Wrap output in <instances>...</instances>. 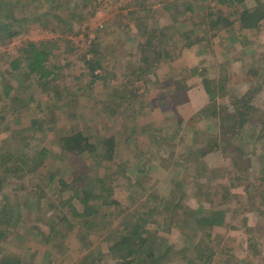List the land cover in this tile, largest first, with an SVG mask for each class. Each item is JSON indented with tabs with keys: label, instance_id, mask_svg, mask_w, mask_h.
Returning <instances> with one entry per match:
<instances>
[{
	"label": "rangeland",
	"instance_id": "1",
	"mask_svg": "<svg viewBox=\"0 0 264 264\" xmlns=\"http://www.w3.org/2000/svg\"><path fill=\"white\" fill-rule=\"evenodd\" d=\"M68 1L52 9L48 0H0V19L25 20L15 35L0 34V219L9 221L0 226V260L125 264L108 252L106 238L141 216L156 231L142 236L162 253L173 250L160 264H203L194 247L208 233L214 255L205 264H264V0H235L231 9L217 0ZM256 9V18L240 17ZM221 15L232 25L206 29ZM154 29L172 42L152 41L161 57L144 74L138 46ZM33 43L51 54L50 85L37 86L23 63L10 67ZM93 46L97 53L84 57ZM242 97L245 122L232 123L230 139L221 128L231 123L221 121ZM78 132L95 143L112 138L115 157L62 154L61 140ZM83 169L94 188L89 215L79 197L49 182L53 173L66 179ZM103 191L111 206L95 199ZM207 213L216 219L203 223Z\"/></svg>",
	"mask_w": 264,
	"mask_h": 264
},
{
	"label": "trees",
	"instance_id": "2",
	"mask_svg": "<svg viewBox=\"0 0 264 264\" xmlns=\"http://www.w3.org/2000/svg\"><path fill=\"white\" fill-rule=\"evenodd\" d=\"M48 1L52 2L51 8L53 9L54 4L58 3L60 0H48ZM65 1L67 4L70 2L68 0H65ZM207 2L208 0H199V4L200 3L205 4ZM217 2L219 3V5H223V7H227V9H231L233 6L232 4L235 3V0L230 1V4H227L225 0H217ZM88 3H92V0H83L81 6L84 7ZM185 5H186L184 6L185 15L191 16L195 11V8H194L196 7L195 4L193 3V1H189V3H186ZM79 6L80 4L76 5V8H73V10L76 11L79 8ZM165 9L167 11L169 10L167 7ZM256 12H257V9L252 10V11L243 10L241 12L240 17L242 18V20L251 19L249 17L256 18L258 14ZM69 16L70 18H73L75 17V14L72 13ZM227 16H232V15L230 14ZM187 19L188 17L185 18V20ZM229 19L230 17H225L223 15L218 16L214 19H210V21L208 22V26H206V29L208 30L214 29L220 24L231 26L233 21L231 23ZM24 21H25L24 19L20 20L12 16L11 18L9 17L1 18L0 19V34L8 35V36L15 35V33L12 32L13 31L12 28L15 25L21 22H24ZM60 24L64 27L68 23L65 21ZM244 25L245 24H242L244 28H248V26H244ZM191 31L192 30H188V33L185 32L184 34L189 35ZM155 35H156V38H155ZM157 38H159L160 41H162L161 42L162 44L172 42V38H169L167 36V33H165L164 29H157V33L154 29L151 35L152 40L150 39V41L148 42L139 44L138 46L139 53H140L139 63L144 64V66L146 67L144 74H146L150 66L153 63H155L154 60L152 59L154 57L157 59L161 57L162 51H160L158 47L152 43V41ZM87 39L88 38H85V40ZM28 47L30 48L31 52H28V50H25L26 51L24 53L26 56L25 60L23 61L17 60L18 62L14 61L10 67L12 68L13 71H15L18 69L19 65L23 63L28 73L32 74L36 78L37 86L38 85H44V86L50 85L55 80V78H53L55 76L53 75L52 71L48 70L47 68V62L49 61V56L51 55L50 52L48 51L45 52L44 50H41L39 44L38 45L34 43L28 44L27 48ZM95 47L96 46H93L92 48H90V51L88 50V52H85L84 57L87 54L91 56V54L97 53V48ZM97 69H100V70L102 69L99 63H97V66L92 67L90 70L93 80L97 78V76L93 74L95 73V71H97ZM9 74L11 76V72H9ZM93 80L91 81V83H93ZM3 90L5 92V96L9 95L8 87L3 88ZM122 94H123L122 92L119 93L117 102L115 103L117 109L121 108L122 106L121 103H123L124 101L122 98L123 97ZM132 97L135 100L137 96L136 94H132ZM131 104L132 102L130 103V105ZM245 104H246V101L244 97L237 98L235 104L233 105L234 116L231 117L227 121H221L222 123L226 122L227 125L231 123V125L221 128V130L225 132L223 133V136H228L231 139V136L229 133H231L234 129V126L232 123L233 122L237 123V121L238 122L240 121V123L243 124L245 122V118L243 119V116H244L243 111L246 108L248 109V106H245ZM220 135L222 134L220 133ZM60 148H61L62 154L68 153L69 155H73V156H79V155L86 154L88 155L89 157L88 160L90 161L92 159H99L100 161L111 162V160L115 157V142L112 138L103 139L102 141L95 143L92 138H86L80 132L71 134L63 138L60 143ZM39 156L41 157L40 170L43 171L44 170L43 167L47 165V163L45 164L46 153L44 151H39ZM83 170H84V173L75 172V174L70 175L66 179L64 178L56 179V176L53 173L49 178V182L53 183L55 190H60L58 191L59 194H66V193L71 194V197H70L71 199L73 197H76V198L79 197L82 205L84 206V212L88 214L87 211L92 210V206H93L92 204H90L89 196L94 193V188H92L91 186H86V182L90 178L86 176V174H88V171L86 169H83ZM81 195L82 197H80ZM107 196H109V194L103 191L100 194H98L95 199H98L100 201L102 200L103 204L101 205H103L104 207H107L106 205L111 206L108 204L109 202H106V201H109L110 199ZM29 205L30 207L34 206V204L32 203H29ZM157 213L158 212L156 211V208L153 211L147 212L148 215L150 214L149 216H152L154 214L158 215ZM141 218H142L141 216H134V217L132 216V219L130 221L125 222L122 225L123 227L121 229L119 230L117 229L116 231L117 237L113 241H110L108 240V238H106L107 243H109L108 252L111 254H119V259L125 261L124 262L125 264H160L161 262H163V259L166 257L167 251L173 252V250L170 248H167L166 249L167 251L162 253L159 248L155 247V241L154 239H152V237L151 238H149L148 236L143 237L142 236L143 234H150V233L152 234L156 231H152V229L149 227L150 222L147 221V219L142 221ZM212 219H216L214 214L207 213L202 216L201 221L203 223L204 222L208 223ZM5 221L6 220L4 219L3 220L0 219V226L2 224L3 225L5 224V226H8L9 221L8 220L6 222ZM4 232L2 231V229L0 230V243H1V239L3 238ZM12 234H15V232H13ZM206 236L207 237L204 239V241L201 240L200 242L196 243V246L194 247V250L197 253L196 259L198 258L199 260L203 259L201 260L203 264H205L209 260L211 261L214 255L213 254L214 252L212 250L210 251V249L208 248V245H206L207 242L205 241L206 239L210 238L211 233H208ZM201 245H203V247L208 252H210V255L208 256V258H205V259L200 258L201 254L199 253L198 246H201ZM0 264H19V261L14 260V259H9V258H2L0 260ZM192 264H196L194 263V260Z\"/></svg>",
	"mask_w": 264,
	"mask_h": 264
},
{
	"label": "crops",
	"instance_id": "3",
	"mask_svg": "<svg viewBox=\"0 0 264 264\" xmlns=\"http://www.w3.org/2000/svg\"><path fill=\"white\" fill-rule=\"evenodd\" d=\"M203 89V88H202ZM201 91V90H200ZM198 112V111H197Z\"/></svg>",
	"mask_w": 264,
	"mask_h": 264
}]
</instances>
